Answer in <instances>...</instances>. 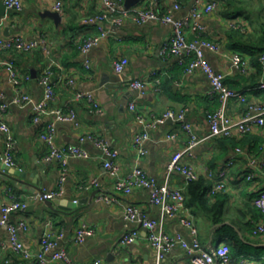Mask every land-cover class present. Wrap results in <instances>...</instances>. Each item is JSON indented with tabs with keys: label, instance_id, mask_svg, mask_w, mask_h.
Listing matches in <instances>:
<instances>
[{
	"label": "crops",
	"instance_id": "obj_1",
	"mask_svg": "<svg viewBox=\"0 0 264 264\" xmlns=\"http://www.w3.org/2000/svg\"><path fill=\"white\" fill-rule=\"evenodd\" d=\"M21 1L22 11L7 10L6 14L0 17V36L3 39L16 36L34 40L46 39L50 46L51 58L59 64V67L54 68V78L63 75L65 79H74L79 90L93 93L95 101L102 110L97 112L87 101L75 100L73 91L64 82L59 83L55 98L49 105L50 108L66 109L71 106L75 108L79 121V126L71 123L57 124L59 146L78 145L80 136L93 134L104 139L119 152L122 171L127 172L136 164V151L133 147L134 135L139 130L135 120L136 112L151 118L163 114L168 109L179 111L182 108H188V119L196 133L200 136L208 134L209 125L206 114L217 110L221 104L220 100L209 95L210 84L201 71L197 70L191 75L186 74V67L180 65L176 57L160 55V49L172 36L170 25L160 22L138 25L128 20L122 28L112 33L91 51L89 55L91 69H86L84 58L74 38L77 35L87 38L97 33L95 25L86 21L101 11V0ZM58 1L63 4L60 24L44 16L45 11L56 12L53 7ZM146 1L142 0L136 6L144 5ZM196 1L155 0L154 7L157 11L164 13L168 7L178 2L181 6L180 11L175 13L178 19L188 16L196 5ZM235 1L234 3L231 0H221L219 10L203 17L207 29L201 38L219 44L218 53L205 51L206 59L218 72L226 75L225 82L229 88L246 94L245 103L231 99L227 104L228 115L238 119L247 113L250 103L254 101L264 103V90L255 87L259 76L255 75L256 70L252 66L253 56L243 54L253 67L252 73L244 76L232 70L231 54L235 53L234 49L239 46L260 44L258 39L264 37V30H259L254 35L249 29L247 33L249 36L253 34L252 39L236 37L230 34L232 30L230 24L233 20L243 19L248 26L251 22L255 24L256 22L251 18L247 20L242 14L233 18V16H225L223 12L224 10L225 12L233 11V13L248 12L246 15L254 14L256 17H262L259 22L263 23L264 0ZM187 37L189 41L200 39L189 30ZM236 52L244 53L241 50ZM119 58H125L128 61L125 74H116L114 71L113 62ZM8 59H13L15 62L23 90L33 98L34 102H39L43 97L40 77L49 64L48 58L40 50L23 52L6 49L0 53V61ZM27 76L29 79H26ZM131 78L146 81L147 90L142 94L131 89L128 84ZM157 81H160L159 91L156 90ZM0 92L5 97V103L12 100L14 88L10 82V75L2 64H0ZM132 101H135L136 112H132L129 108ZM3 118L11 127L17 142L15 151L17 167L14 169L24 173V177L9 175L2 169L5 166L4 140L0 133V213L2 206L8 202L7 197L10 192L28 195L33 189L51 191L57 190L59 185L64 189L61 197L52 200V207L46 202L28 200L26 211L11 215L12 222L23 218L27 224V229L20 232V238L27 248L33 253L37 252L44 223L52 220L55 234L63 233L64 235L58 240L59 245L78 264H87L96 259L101 260L102 264L157 263L156 252L147 242L146 229L129 222L123 211L124 205L131 203L151 218H159V211L151 204L147 189H136L129 195L116 190L114 180L109 176L100 159V151L90 141L84 144L90 153L88 159H70L67 167L59 162L48 160V149L40 139V133L51 121L52 118L49 115L36 122L30 106L10 105L3 112ZM169 135L176 136L170 139ZM187 144L188 135L180 125L167 121L153 131L151 140L147 143L148 154L141 160L140 165L148 175L159 183H163L166 180L167 165L171 157L174 153L183 150ZM237 147L263 154L264 128H257L244 138L236 135L228 139L207 140L185 155L183 159L184 163L193 167L200 174V178H203L211 187L212 181L206 176V169L210 168L216 172L222 164L231 157H235L229 171L230 189L226 193L229 198L224 216L225 223H230L237 230L244 243L241 252H233L234 263L264 264V238L252 235V227L256 220L247 212L253 206L252 198L257 185L264 186V180L259 178L255 182H248L244 179L248 158L247 155L236 156ZM93 179L99 180L98 187L81 188ZM168 182L171 187H182L184 179L180 174L174 173ZM101 196L115 198L118 201L101 200ZM74 201L78 202L75 206ZM189 211L192 213L200 241L204 246L213 244L214 237L217 236L219 243H226L223 239H227L228 232L214 226L201 212H194L192 209ZM208 223L211 226V233L203 237L200 228ZM82 224L92 229L93 235L83 243H78L76 233ZM164 229L169 234L181 233L189 238L188 229L180 224L179 219L166 222ZM134 231L138 233L136 239L122 245L123 237ZM7 241V231L0 225V264H19L18 255L9 246L2 248V244ZM246 257L249 258L244 263L241 258ZM160 264L192 263L190 257L177 248L166 254Z\"/></svg>",
	"mask_w": 264,
	"mask_h": 264
},
{
	"label": "built area",
	"instance_id": "obj_2",
	"mask_svg": "<svg viewBox=\"0 0 264 264\" xmlns=\"http://www.w3.org/2000/svg\"><path fill=\"white\" fill-rule=\"evenodd\" d=\"M155 0H147L142 6L125 7V0H101V11L94 17L87 19V23L95 25L97 33L91 37L84 38L77 35L74 38L78 45L80 54L84 58V66L91 69V60L89 55L91 51L98 47L105 39L109 38L122 28L128 20L138 25L149 22H160L172 27V36L168 42L160 49V55H173L178 59L180 65L185 66L186 74H193L195 71H201L209 81L211 97H217L220 100V107L206 114V121L209 125L208 134L200 136L194 130V127L188 119V108H182L179 111L168 109L163 114L155 117H146L136 112L135 101H132L129 108L136 112L135 120L139 125L138 132L133 138V147L136 151V164L127 172L122 171L119 160V152L113 149L104 139L93 134H87L79 137L78 145L59 146L57 143V124L71 123L79 126L78 116L75 108L68 107L50 108V103L55 98L56 88L59 83L64 82L74 93V99L77 101H87L97 112H102L99 104L95 101L94 95L90 91L79 90L75 80L66 78L63 75L54 78V68L59 67L57 61L51 58L50 46L46 39L38 40L26 39L16 36L10 39H3L0 36V53L6 49H14L23 52H32L40 50L48 58L49 64L40 77V84L43 88V97L39 102H34L33 98L22 88V82L17 72L13 59L0 61L10 75V82L14 88V95L9 103L4 102V95L0 92V133L3 135L4 151L3 162L6 166L16 168L15 151L17 142L11 127L4 121L3 112L10 105L30 106L33 112V119L39 122L44 116H51V121L47 123L40 133V139L48 149L47 159L61 163L67 167L70 159H88L90 153L84 147L87 141L100 151V159L109 176L114 180L116 190L125 195L131 194L136 189H147L150 193V202L159 211V218L154 219L143 212L139 207L131 203H126L123 207L125 218L135 224L143 227L147 231L148 245L156 252L157 263L164 259L165 255L179 248L183 250L191 259L192 264H234L230 256V250L226 243L208 244L204 246L199 238V231L194 223L192 213L186 207L185 192L194 181L200 179V174L190 165L184 163L183 157L193 151L201 143L221 138H230L233 136L242 137L257 128L264 127V103L254 101L249 104V109L242 117L235 119L228 115L227 104L231 99H236L241 103L247 101L245 93L235 91L229 88L225 82L226 75L218 72L212 64L206 59L205 51L209 50L218 53L220 46L207 39L201 38L207 29L203 22L205 15L219 10L218 0H197L191 13L185 18H176L175 13L180 11L181 6L175 2L168 7L164 13L157 11L154 7ZM6 10L20 12L23 9L21 0H2ZM54 11L63 12V4L58 1L54 5ZM7 16H5L6 18ZM231 29L246 32L249 28L243 19H235L230 24ZM198 35L200 39L189 41L187 31ZM232 70L248 76L252 73L253 67L248 59L241 53L231 54ZM260 61L264 70V54ZM128 61L125 58H119L113 62V68L116 74H125ZM26 79H29L27 76ZM129 87L139 93H144L148 84L142 79H129ZM156 90H160V81H157ZM257 89L264 90V76ZM167 121H173L180 125L181 129L188 135L187 146L171 157L167 165V176L163 183L148 175L141 165V160L148 154L147 143L151 140L152 133L159 126ZM176 135H169L168 138H174ZM235 155H247L248 162L244 172V179L248 182H255L257 179L264 180V153L255 154L241 147L235 149ZM231 157L219 170L214 172L212 169H206V176L212 181L208 191V196L213 197L217 194H226L229 192V171L234 163ZM180 174L184 179L182 187H171L169 178L172 174ZM63 180V179H62ZM99 180L93 179L81 188L89 189L98 187ZM64 189L61 185L57 190L38 191L31 190L28 195H18L14 192L8 194V202L2 206L0 213V225L5 227L8 234L7 243L2 244V248L9 246L19 257V264L33 262L34 264H78L71 255L59 245L58 240L64 237L63 233L56 235L52 220H47L43 226V234L37 252L33 253L27 248L20 238V232L27 229V224L23 218L17 222L11 221V215L15 212L26 211L28 200L32 201H52L61 197ZM101 200L118 201L109 197L101 196ZM77 203V201H74ZM252 205L264 216V186L257 185L255 196L252 199ZM179 219V222L189 231V238L181 233L169 234L164 227L166 222ZM137 232L126 234L121 240L122 245L133 242L137 237ZM93 235V230L87 225L82 224L76 233L78 243H83L89 236ZM252 235L264 238V219L256 221L253 224ZM244 263L248 258L241 259ZM87 264H102V261L96 259ZM135 264V263H131Z\"/></svg>",
	"mask_w": 264,
	"mask_h": 264
},
{
	"label": "trees",
	"instance_id": "obj_3",
	"mask_svg": "<svg viewBox=\"0 0 264 264\" xmlns=\"http://www.w3.org/2000/svg\"><path fill=\"white\" fill-rule=\"evenodd\" d=\"M219 1L221 2V0H219ZM231 2L235 3L236 1L231 0ZM221 12H223V11H221ZM250 12H252V11H250ZM223 14L225 16H228V17L233 16V18H236V17H238L239 14H242V16H244V18L246 17L247 20L249 18H251L250 15H246V14H248V12L244 13L243 11H241V12L237 11V12L233 13V11L226 10V12H225V10H224ZM249 25L250 26H249L248 30L246 31V33L249 32V29L252 30L253 34L254 33L257 34L259 30H264V22L260 23L259 28L256 30L254 29V23L251 22V24H249ZM240 32H241L240 30L232 29L230 31V34H234V36L240 37L241 39L247 38V40H248V39L253 38V34H250V36H249L248 33L246 34V33H240ZM229 36H231V35H229ZM258 41L260 44L251 45V46L245 45V47L242 45V46H239L236 49H234V52H236L237 50L238 51L241 50L244 52V53L241 52L242 54H248V55L253 56L254 60L251 61L252 66L256 70L255 75L259 76V78L257 79L256 85H255L256 88L259 86V83L264 76L263 66H262V63L260 61L261 56L264 54V37L263 38L261 37V39H258ZM247 135H244L240 138H244ZM221 139H228V138H221ZM256 154L260 155L261 153L257 152ZM209 189H210V186L208 185V183L203 178H200L199 180L194 181L191 184H189V186L185 192L186 207L189 209H192L194 212H197V211L201 212L202 214H204L209 219V221L214 226H216V227L218 226L219 229L222 228L221 230L228 232L226 235L227 239L225 238L223 240H225V242H226V244L230 250V256H231L232 260L235 261L234 260L235 258L233 257V252H237V251L241 252V250L244 247V243L240 239L239 233L237 232V230H235V228H233L230 223H225L226 219L224 216L226 213V203H227L229 197L227 196V194H217L213 197H209L208 196ZM254 196H255V194H254ZM247 212L256 221H259L262 218L264 219V216L254 206L249 208V210H247ZM249 226H251V225L249 224ZM252 229H253V227H252ZM231 253H232V255H231ZM246 258H249V257H246Z\"/></svg>",
	"mask_w": 264,
	"mask_h": 264
},
{
	"label": "water",
	"instance_id": "obj_4",
	"mask_svg": "<svg viewBox=\"0 0 264 264\" xmlns=\"http://www.w3.org/2000/svg\"><path fill=\"white\" fill-rule=\"evenodd\" d=\"M140 1H142V0H126L125 1V7L127 9H130V8L136 6ZM6 11L7 10H6L5 5L3 4V2H0V17L4 16L6 14ZM44 16H48V17L52 18L55 21L56 24H60L61 21H62L61 15L59 13H57V12L45 11ZM2 169L4 171L8 172L7 174H9V175L10 174H15V175L24 177V173L12 168V167H9V166L5 165V166L2 167ZM46 203L50 207H52V201H46ZM77 204H78V202L77 203H75V202L73 203L74 206L77 205Z\"/></svg>",
	"mask_w": 264,
	"mask_h": 264
},
{
	"label": "rangeland",
	"instance_id": "obj_5",
	"mask_svg": "<svg viewBox=\"0 0 264 264\" xmlns=\"http://www.w3.org/2000/svg\"><path fill=\"white\" fill-rule=\"evenodd\" d=\"M251 16V15H250ZM251 19L253 20V21H255L256 22V24L254 23V29L256 30V29H258L259 28V26H260V19H262V17H260V16H254V14H252V16H251ZM258 21V22H257ZM200 230H201V234H202V236L204 237V236H208V235H210V233H211V226H210V223H208V224H206L205 226H203V227H201L200 228ZM202 237V238H203ZM214 244H218L220 241H219V237L217 236V237H214Z\"/></svg>",
	"mask_w": 264,
	"mask_h": 264
}]
</instances>
